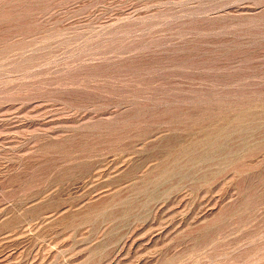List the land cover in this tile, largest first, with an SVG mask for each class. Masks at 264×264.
Instances as JSON below:
<instances>
[{"label": "rangeland", "instance_id": "rangeland-1", "mask_svg": "<svg viewBox=\"0 0 264 264\" xmlns=\"http://www.w3.org/2000/svg\"><path fill=\"white\" fill-rule=\"evenodd\" d=\"M0 264H264V0H0Z\"/></svg>", "mask_w": 264, "mask_h": 264}]
</instances>
